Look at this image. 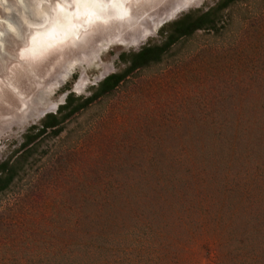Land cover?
Returning a JSON list of instances; mask_svg holds the SVG:
<instances>
[{
    "label": "rangeland",
    "instance_id": "374dc122",
    "mask_svg": "<svg viewBox=\"0 0 264 264\" xmlns=\"http://www.w3.org/2000/svg\"><path fill=\"white\" fill-rule=\"evenodd\" d=\"M216 1L0 0V160L69 92L124 68L122 52ZM62 126L0 194V264H63L113 217L164 226L186 264H264V0L233 4Z\"/></svg>",
    "mask_w": 264,
    "mask_h": 264
},
{
    "label": "trees",
    "instance_id": "16d2710c",
    "mask_svg": "<svg viewBox=\"0 0 264 264\" xmlns=\"http://www.w3.org/2000/svg\"><path fill=\"white\" fill-rule=\"evenodd\" d=\"M240 1L217 0L204 11L193 10L182 14L159 29V43L149 42L135 52H122L119 58L125 64L124 68L105 76L96 87L90 88L87 97L74 96L69 92L55 112L46 113L38 125H31L23 134L19 146L0 160V194L23 176L29 159L38 155L37 149L44 135L58 136L65 121L98 98L110 94L133 71L160 62L180 38L191 36L198 30H217L225 11ZM122 224L114 217L105 220L94 242L84 243L86 246L74 257L65 256L63 264H186L176 251H172L175 244L171 236H167L164 226L147 221L128 228H123ZM182 227L184 223H177L176 228ZM247 261L252 264L253 258Z\"/></svg>",
    "mask_w": 264,
    "mask_h": 264
},
{
    "label": "bare ground",
    "instance_id": "6f19581e",
    "mask_svg": "<svg viewBox=\"0 0 264 264\" xmlns=\"http://www.w3.org/2000/svg\"><path fill=\"white\" fill-rule=\"evenodd\" d=\"M21 1V0H20ZM6 26L11 29V30H15V28L13 27L12 24H10L8 21H6ZM1 36H2V31L0 30V47L2 46V42H1Z\"/></svg>",
    "mask_w": 264,
    "mask_h": 264
}]
</instances>
